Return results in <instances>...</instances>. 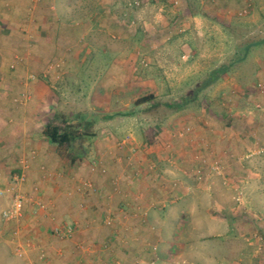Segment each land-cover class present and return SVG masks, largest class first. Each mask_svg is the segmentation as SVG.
I'll return each mask as SVG.
<instances>
[{
    "label": "crops",
    "instance_id": "1",
    "mask_svg": "<svg viewBox=\"0 0 264 264\" xmlns=\"http://www.w3.org/2000/svg\"><path fill=\"white\" fill-rule=\"evenodd\" d=\"M113 1L42 0L34 6L32 0H0V195H6L12 201L10 188L15 185V176L12 174L15 171L22 173L21 167L28 158L38 157L36 167L42 162L54 167L53 162H56L57 169H53L55 173L48 170L42 174L46 185L41 196L51 203V212L57 215L59 222H73L70 239H55L49 236L47 222H41L45 225L43 227L40 225L39 228L32 229L34 219L39 222L34 217V212H39L41 217L45 210L28 211L30 206H26L22 220L25 224L21 226V230L20 227L16 228L19 224L9 223L3 217V213L10 207L9 203L5 205L0 220V247L6 245L4 247L9 248L22 264H227L226 259L229 264V259H235V256L240 261L243 260V263L247 261L251 264L249 257L238 256L243 248H236L234 244L219 248L218 239L225 237L228 242L235 234L238 222L236 224V219L232 216L236 213L231 209L230 214L228 210L233 203L232 197L220 178L214 174L205 181L194 178L193 173L207 171L204 166H174L167 170L168 178L165 176L161 181L154 178L156 182H147L142 175L139 179L137 176L125 180L126 174L119 171L116 177L123 178L116 183L113 176L119 168L111 160L98 173L87 169L84 175L93 177L94 182L86 183L84 178L79 177L80 168L73 167L69 171L72 167L69 168L58 156L46 150L49 141L44 137L43 130L50 118L46 113V118L41 119L36 111L40 109L46 112L49 109L50 92L40 90L44 86L42 82L37 84L39 92L31 89L35 85L33 82L30 92H17L18 78L25 75L26 70L12 64L14 59L11 55L14 54L18 59L23 55L21 58L27 69H38L50 60L57 59H65L67 65H80L92 60L95 49L93 45L97 44L93 39L106 36L116 39L121 37L123 30L130 29V25L122 24L125 18L123 14L120 17L119 10H114ZM164 1L170 4L172 0ZM219 1V7L224 4L221 8L223 16L214 25L222 26L223 31L230 34L228 27L231 24L228 25L227 22L231 16L228 15L229 8L235 14L244 6L252 10V0ZM213 2L216 0L209 1L211 4ZM206 12L193 13L187 3L182 14L178 11L170 12L169 18L173 21L169 22L166 29L174 28L175 31V27L179 25L186 33L194 30L204 33V26H210L206 20L209 19ZM145 20L142 21L143 25L151 26V22ZM141 33L145 38V33L140 31L136 34V41L128 40L129 46L101 48L104 55L111 58V67L105 73L108 75L106 80L110 81L112 90L122 91L94 92L108 95L109 100L105 103L107 108L114 107L111 102L114 98L118 102L119 98L132 92V89H138V84L143 87L145 78L133 76L135 66L142 60L135 53V48L151 51V63L156 62L153 59L165 60L163 65L167 71L169 68L174 72L182 62L179 54L187 47L191 49L194 46L187 34L178 36L174 45H165L162 51H153L148 48L150 40L146 43L139 40ZM87 36L93 42H86L84 39ZM125 38L128 39L126 36ZM151 48L158 49L152 45ZM92 63L96 64L95 60ZM178 72L179 70L162 78L149 76V82H154V88L160 89L165 79L168 82L179 77L183 79L185 72ZM28 78L29 76L26 79ZM135 78L137 82L133 85L131 81ZM116 79L120 86L116 85ZM10 86L12 92H4ZM189 106L190 104L185 107ZM233 121L228 120L229 123ZM262 123L259 125H264V117ZM17 162L21 163L18 168ZM43 168L45 167L41 166ZM121 169L123 168L119 170ZM61 170L67 174L61 173ZM209 177L213 178L210 182L207 180ZM26 183L27 181L17 185L22 190ZM90 185L94 187L91 188ZM239 210L238 207L236 211ZM16 229L23 231L24 244L29 245L21 248L22 254L15 244L22 243V235L17 238L14 234ZM30 230L36 235L28 241Z\"/></svg>",
    "mask_w": 264,
    "mask_h": 264
},
{
    "label": "rangeland",
    "instance_id": "2",
    "mask_svg": "<svg viewBox=\"0 0 264 264\" xmlns=\"http://www.w3.org/2000/svg\"><path fill=\"white\" fill-rule=\"evenodd\" d=\"M173 1L169 4L164 0H114V10L115 8L119 10L120 17L123 14L125 21L122 24L130 25L129 31L123 30L121 37L116 39L110 36L93 39L97 44L93 45L95 49L92 60L80 65H67L65 59H57L50 60L38 69L31 67L27 69L23 65L21 58L23 55H20V59L14 57V54L11 55L14 59L12 64L26 70L25 75L18 78L17 92H30L32 82L35 84L31 88L33 92H39L40 82L43 83L44 86L40 90L50 92V99H48L49 109L46 112L40 109L36 111L41 119L46 118V113L49 118H54L56 115L59 121L68 119L72 122L82 115H87L88 118L95 116L96 136L75 145L72 152L79 156L76 163L70 164L60 158L55 145L50 143L46 145V150L58 156L69 168L72 167L67 168L69 171L73 170V167L80 168L79 177L84 178L86 183L94 182L93 177L84 175L87 169L98 173L111 160L119 169L123 168L117 169V173L114 174L113 179L116 182L123 178L119 176L115 178L119 171L126 174L125 180L137 176L139 179L142 175L143 180L156 182L154 178L161 181L168 175L167 170L174 166L192 164L207 168L205 173H193L194 178L205 181L210 175L218 176L221 183L228 188L229 196L232 197L233 203L228 205L230 207L228 210L230 214H232L231 209L236 213L232 216L236 219V224L238 222L235 234L228 242L225 241V237L218 239L219 248L234 244L236 248H243L238 255L240 258L249 257L251 264H264V125H259L264 117V46L253 49L234 75H225L210 88L197 92L212 70L230 62L242 39L264 36V0H252V10L244 6L236 14L232 8H229L228 15H231V19L228 18L227 22L228 25L231 24L229 29L233 34H227L222 26L214 25L218 23L217 19L221 20L223 16L221 8L224 4L219 7L218 0L212 4L209 3L210 0H189V2L178 0L177 7L174 6ZM187 3L193 13L205 12V10L209 13L206 12L209 16L206 20L210 26H204L203 30L206 29L204 33L195 30L186 33L179 25L175 27V31L174 28L166 29L169 22L173 21L169 18L170 12L178 11L182 14ZM35 4L39 3L34 2V6ZM161 9H163L162 13ZM144 18L148 23L151 22V26L143 25L146 21ZM140 31L146 36L144 38L142 33L139 34L141 36L139 40L145 43L150 40L148 48L153 51L163 50L165 45H174L178 36L188 34L194 46L191 49L187 47L179 54L182 62H178L180 64L176 66L178 73L185 72V75L183 79L179 77L170 82L165 79L160 89L154 88L155 84L149 82V76L167 77L177 70L172 72L173 70L168 68L167 71L163 65L165 60L153 59L156 62L151 63L149 60L151 51L146 52L144 48L134 47L138 58L142 60L138 64L139 67L138 65L135 69L133 67V76L140 75L145 78L143 87L138 84V89H132V92L119 98L118 102L114 98V101H111L114 107L107 108L105 103L109 100L108 95L94 92L122 91L112 90L110 81L106 80L108 75L106 76L105 73L111 67V58L104 55L101 48L107 49L113 45L126 46L128 40L136 41V34ZM229 35L233 37L230 38ZM84 40L93 42L88 36ZM151 45L157 46L158 49H152ZM94 60L96 64L92 63ZM28 76L29 78L26 79ZM32 76L35 78L32 79ZM116 82V85H121L117 79ZM131 82L135 85L137 79ZM7 85L9 86L10 83L8 82ZM11 89L12 86L4 92H12ZM150 94L156 96L155 101L139 106L136 104L138 99ZM115 95L118 97V94ZM186 100L190 101L188 108L176 109L166 105L182 103ZM152 102H158L160 106L154 109ZM110 114L113 115L109 119L104 118ZM230 119L234 121L229 123ZM35 159L28 158L30 168L26 172L27 185L21 190L28 198L35 200L27 205L30 206L28 211L45 210L41 217L39 212L33 211L34 217H37L39 222L34 219L32 229L39 228L40 225L43 227L45 225L42 223L47 222L49 236L61 241L68 240L71 235L58 237L54 228L59 226L67 228L66 230L73 229V222L66 223L67 225L62 221L59 222L57 215L51 212V203L41 196L42 189L46 185L42 174L48 170L55 173L53 169H57L56 162H53L54 167H49L47 162H42L36 167L38 157ZM18 166L20 167L21 163L17 162L16 168ZM41 166L45 168L41 169ZM60 172L67 174L64 170ZM12 175L16 177L19 173L15 171ZM212 179L209 177L207 180L210 182ZM10 195L12 198V192ZM9 203H11L9 197L0 195V220L5 205ZM38 203L41 205L39 206ZM238 207L240 210L236 211ZM22 222L21 220L16 228L20 227L22 230L21 226L25 224ZM25 222L27 224V220ZM31 230L30 233L28 232L31 234L28 236V241H31V237L35 234ZM21 235L20 241L24 246L23 231ZM35 242L38 244L37 240ZM15 244L18 246V243ZM4 246L0 247V264H22L21 260L14 257L9 248ZM229 260V264H249L247 261L243 263V260L240 261L236 256L235 259ZM226 262L228 264L227 259Z\"/></svg>",
    "mask_w": 264,
    "mask_h": 264
},
{
    "label": "trees",
    "instance_id": "3",
    "mask_svg": "<svg viewBox=\"0 0 264 264\" xmlns=\"http://www.w3.org/2000/svg\"><path fill=\"white\" fill-rule=\"evenodd\" d=\"M229 28L231 27H228V29ZM229 32L230 34H233L230 29ZM262 46H264V36L253 37L251 39H242V41L238 44V50L230 58V62H227L220 67L212 70L207 78H205V80L202 82L197 92L199 93L210 88L216 82L221 80L225 75H234L236 69L247 59L252 50ZM155 100L156 96L154 94H150L138 99L136 104L139 106L141 104ZM189 102L186 100L182 103L166 105H168V107L170 108L181 109L185 107ZM152 105L154 109H157L160 106L158 102H152ZM111 116L112 115H106L104 116V118L109 119ZM96 123L97 120L95 119V116L92 118H88L87 115H82L78 117L77 120L72 122L68 119L59 121V117L55 115L54 118H50L47 121L43 130V135L50 144H53L57 147V153L59 154L60 158L68 161L70 164H74L78 161L79 158V156H76L72 152L75 145L81 141L86 140L87 138H93L96 136V132L94 130ZM33 158L35 159L36 157Z\"/></svg>",
    "mask_w": 264,
    "mask_h": 264
},
{
    "label": "built area",
    "instance_id": "4",
    "mask_svg": "<svg viewBox=\"0 0 264 264\" xmlns=\"http://www.w3.org/2000/svg\"><path fill=\"white\" fill-rule=\"evenodd\" d=\"M33 1V4L34 2L36 3H40L41 0H32ZM172 3H174V6H178L179 5V2L178 0H174ZM160 12L162 13L163 12V9L160 10ZM244 14H247V12H244ZM244 14H241V15H244ZM32 79L35 78V77H31ZM23 171L22 173L19 175V176H16L14 178V183L15 185H13L11 188H10V192H12V201H11V204H10V207L3 213V217L4 219L9 222V223H16L18 224L19 222H21V220H23L24 218V210H25V207L29 204V203H33L34 198H28L26 195H24L22 192H21V189L18 185L20 184H23L25 181H26V172L27 170L30 168V165H29V161L28 160H25L23 162ZM118 183V182H116ZM18 184V185H17ZM89 187L92 188V186L90 185ZM37 202H35L36 204ZM38 205L40 206L41 204L38 203ZM67 228L65 227H59V226H56L54 228V231L56 233V235H58V237H63V236H67V235H71L72 234V231L73 229L71 228H68V230H66ZM65 230L67 233H65ZM15 231V236L18 238H20V234L21 232L19 231V229H16L14 230ZM24 244V243H23ZM25 245L27 244H24V246L22 245V243H19L17 248H18V252L20 254H22V249L23 247H25ZM29 247V245H27ZM22 248V249H21ZM43 257H44V254H43Z\"/></svg>",
    "mask_w": 264,
    "mask_h": 264
}]
</instances>
